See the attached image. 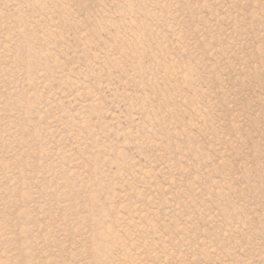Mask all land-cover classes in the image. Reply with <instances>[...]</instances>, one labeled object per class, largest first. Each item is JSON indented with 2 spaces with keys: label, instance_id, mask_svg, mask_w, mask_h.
<instances>
[{
  "label": "rangeland",
  "instance_id": "rangeland-1",
  "mask_svg": "<svg viewBox=\"0 0 264 264\" xmlns=\"http://www.w3.org/2000/svg\"><path fill=\"white\" fill-rule=\"evenodd\" d=\"M0 264H264V0H0Z\"/></svg>",
  "mask_w": 264,
  "mask_h": 264
}]
</instances>
